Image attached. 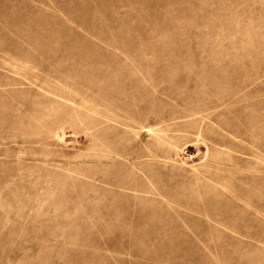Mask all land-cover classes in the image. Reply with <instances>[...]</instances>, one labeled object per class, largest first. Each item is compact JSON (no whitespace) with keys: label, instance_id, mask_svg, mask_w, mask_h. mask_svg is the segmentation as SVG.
Wrapping results in <instances>:
<instances>
[{"label":"rangeland","instance_id":"obj_1","mask_svg":"<svg viewBox=\"0 0 264 264\" xmlns=\"http://www.w3.org/2000/svg\"><path fill=\"white\" fill-rule=\"evenodd\" d=\"M0 264H264V0H0Z\"/></svg>","mask_w":264,"mask_h":264}]
</instances>
